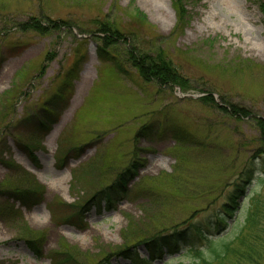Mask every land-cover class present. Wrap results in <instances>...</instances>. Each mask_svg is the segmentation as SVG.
Here are the masks:
<instances>
[{"label":"rangeland","instance_id":"rangeland-1","mask_svg":"<svg viewBox=\"0 0 264 264\" xmlns=\"http://www.w3.org/2000/svg\"><path fill=\"white\" fill-rule=\"evenodd\" d=\"M182 3L179 21L171 0H0L1 264H53V254L61 264H130L114 255L120 247L135 253L134 264H188L186 240L155 259L143 240L194 223L231 241L253 199L260 238L252 264H264V168L255 158L264 0ZM102 24L120 34L104 47L106 60L97 55ZM129 51H161L190 88L144 81ZM204 93L251 115L210 107ZM54 104L60 112L49 111ZM45 111L54 121L40 129ZM244 174L238 212L216 233L211 223ZM29 187L38 191L21 206L13 192ZM35 237L38 256L26 243ZM193 248L208 254L199 241Z\"/></svg>","mask_w":264,"mask_h":264},{"label":"trees","instance_id":"trees-1","mask_svg":"<svg viewBox=\"0 0 264 264\" xmlns=\"http://www.w3.org/2000/svg\"><path fill=\"white\" fill-rule=\"evenodd\" d=\"M183 0H171V4L178 13V20H182V14L185 13L183 6ZM261 11L264 13V3L260 5ZM98 35H101L100 38L103 42L102 48L97 49V55L101 60H106L103 51L106 47H109L115 42V39L120 37L119 32L110 26V24H102L98 30ZM116 37V38H115ZM105 47V48H104ZM128 62L132 67L136 68L140 77L146 82H155L158 86H168V87H178L182 91L188 90L189 83L188 80L179 72L177 67L161 52L154 51L146 54H141L140 56H134L132 52H127L126 54ZM115 68L118 70L119 66L115 65ZM199 100L210 107L221 111H227L230 114H233L237 119H243L250 117L251 112L243 107L237 105L228 104V109L225 108L222 104L217 105L214 102V98L210 93H204ZM49 111L56 112L58 106L56 104L49 105ZM46 112L44 114L40 113V129H47L49 124L54 120L51 118V112ZM60 112V111H59ZM42 123V124H41ZM256 129L258 132V140L260 143L259 151L257 152L256 159L258 163L264 168V119L257 118L255 120ZM180 142L185 140V136L182 133L178 134ZM133 167L136 166L133 164ZM130 169L124 170L117 178L116 183L119 184V189L116 191L118 193H124L126 182L129 175ZM251 174V172H250ZM250 174H244L233 184V192L229 195L228 200L221 205L220 211L216 214L213 222L211 223L213 229L216 230V233H219L226 229L229 225V221H232L235 217V213L239 209V198L242 197L245 193V184L249 183ZM248 176V177H247ZM37 187L25 188L22 191L15 190L13 193L17 195V202H20L21 206L26 205V199L28 195L33 192H37ZM99 194V193H98ZM110 196L106 198L109 199ZM249 209H246L244 214V219L241 227L238 229V232L235 234L234 238L231 241L225 242L220 238H213L210 235L206 234L203 228L197 226L196 224L190 223L187 226V232L185 229L182 230H173V232H162L152 237V239L143 240L144 244L149 243L150 246L147 248L148 254L151 255L152 259H155L158 255L159 258L161 255L166 253H173L178 250V244L180 241L188 242V245L192 248H189V251L192 253V261L188 264H225V260L229 257L234 258L235 263L237 261H245L247 263H256V260L259 259V249L257 241H259L258 222L256 219V209L257 202L252 200ZM17 210L15 211V213ZM82 216L80 217V219ZM192 230V235L189 238V230ZM25 233L26 231L23 230ZM211 234V233H210ZM39 237L34 239H26L27 247L36 255H40V245L38 241ZM199 241L202 246L206 247L205 254L193 248L194 242ZM192 245V246H191ZM131 249L120 247L119 250L114 252V255L127 258L130 261V264H134V257L137 259L135 253L130 252ZM53 264H61L62 259L56 258V254L51 256ZM103 261L108 264V257ZM145 261H150L149 258H146ZM1 264V262H0ZM180 264V263H178Z\"/></svg>","mask_w":264,"mask_h":264},{"label":"water","instance_id":"water-1","mask_svg":"<svg viewBox=\"0 0 264 264\" xmlns=\"http://www.w3.org/2000/svg\"><path fill=\"white\" fill-rule=\"evenodd\" d=\"M192 97H195V96H193V95H191Z\"/></svg>","mask_w":264,"mask_h":264}]
</instances>
